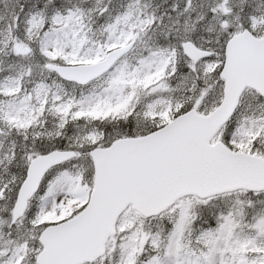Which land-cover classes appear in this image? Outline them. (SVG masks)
Segmentation results:
<instances>
[{"label":"snow or ice","instance_id":"snow-or-ice-1","mask_svg":"<svg viewBox=\"0 0 264 264\" xmlns=\"http://www.w3.org/2000/svg\"><path fill=\"white\" fill-rule=\"evenodd\" d=\"M0 264H264V0H0Z\"/></svg>","mask_w":264,"mask_h":264}]
</instances>
